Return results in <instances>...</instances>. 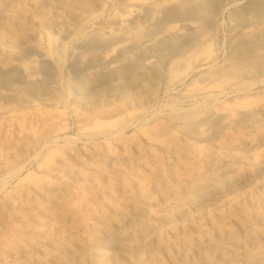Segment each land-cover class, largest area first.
<instances>
[{"label":"bare ground","instance_id":"bare-ground-1","mask_svg":"<svg viewBox=\"0 0 264 264\" xmlns=\"http://www.w3.org/2000/svg\"><path fill=\"white\" fill-rule=\"evenodd\" d=\"M18 1L0 0V21ZM37 3L50 14L25 20L16 51L2 45L20 71L0 88V114L63 108L106 140L60 144L59 112L4 145L0 185L16 181L0 186V264H264V0ZM30 157L37 169L22 173Z\"/></svg>","mask_w":264,"mask_h":264},{"label":"rangeland","instance_id":"rangeland-1","mask_svg":"<svg viewBox=\"0 0 264 264\" xmlns=\"http://www.w3.org/2000/svg\"><path fill=\"white\" fill-rule=\"evenodd\" d=\"M38 0H19L18 2L10 3L5 5L8 15H5L4 18L0 21V61L4 62L9 73L0 77V88L5 84L10 82L14 75H16L20 69L15 65V56L13 53H2V45H10L15 51L19 48H14L12 46L18 38L24 32V23L26 21H31L33 19H38L44 15H49V7L45 4L37 3ZM37 4V5H36ZM218 33H219V45L220 47L225 46L227 40V25L223 21H220L218 24ZM64 54H67L64 52ZM66 56V55H65ZM27 60V59H25ZM31 69L36 71V74L39 78L44 79L45 82H52L57 77V72L55 70L49 69L46 65L39 63L36 60H33L29 64ZM64 86L69 85L67 95H70L73 87L79 82L81 72L72 67L69 70H66L64 73ZM68 80V83H66ZM181 84L178 88H181ZM169 97H178L173 91L170 93L162 92L158 100L145 110L144 112L137 115L132 122V126L128 131V134L134 133L135 130L141 126L146 125L148 122L152 121L159 114L164 113V101ZM1 102V101H0ZM5 103V101H2ZM59 112H62L61 125L63 126L59 143L63 144L68 139L71 142V146L76 149L87 148L90 146V143L95 139H99L100 142L105 141L106 137H96L91 135L89 132H82L79 129L78 123L75 120V116L65 110L60 109L58 111L47 108L46 106H38L34 110H27L22 114H0V151L5 147L4 145L18 138L21 132L24 134H32L38 131L46 130L48 124L53 120L54 117L58 116ZM57 138L50 137L45 139L39 145V153L44 154L48 148H51L54 145ZM5 143L3 144V142ZM226 155L225 151H218L216 156L218 158ZM37 169V163L34 157H30L26 160V163L23 166L22 173L27 174L28 172H33ZM0 174V178H5L6 176ZM16 181L15 176L7 177L5 182L0 186H7Z\"/></svg>","mask_w":264,"mask_h":264}]
</instances>
